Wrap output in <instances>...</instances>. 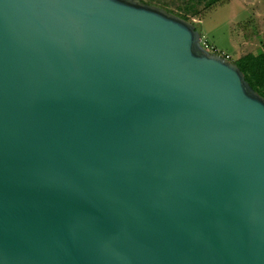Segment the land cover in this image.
<instances>
[{
    "label": "water",
    "instance_id": "water-1",
    "mask_svg": "<svg viewBox=\"0 0 264 264\" xmlns=\"http://www.w3.org/2000/svg\"><path fill=\"white\" fill-rule=\"evenodd\" d=\"M141 0H0V264H264V97Z\"/></svg>",
    "mask_w": 264,
    "mask_h": 264
},
{
    "label": "rangeland",
    "instance_id": "rangeland-1",
    "mask_svg": "<svg viewBox=\"0 0 264 264\" xmlns=\"http://www.w3.org/2000/svg\"><path fill=\"white\" fill-rule=\"evenodd\" d=\"M164 7L175 14H186L197 27L209 51L236 60L256 53L264 42V0H228L204 9L196 0H141ZM195 3L198 13L185 10Z\"/></svg>",
    "mask_w": 264,
    "mask_h": 264
},
{
    "label": "trees",
    "instance_id": "trees-1",
    "mask_svg": "<svg viewBox=\"0 0 264 264\" xmlns=\"http://www.w3.org/2000/svg\"><path fill=\"white\" fill-rule=\"evenodd\" d=\"M196 1L203 2L204 9L211 8L217 4L228 2V0H196ZM185 10L189 12H193V14L198 13L195 3L193 5L192 3L186 5ZM179 16L188 20L186 14H182ZM194 25L195 28L199 31L197 27L198 24H194ZM234 62L243 72L244 78L249 83V85L256 92H258L260 95L264 97V42H262L260 49L256 53H247L239 57L238 59L234 60Z\"/></svg>",
    "mask_w": 264,
    "mask_h": 264
},
{
    "label": "built area",
    "instance_id": "built-area-1",
    "mask_svg": "<svg viewBox=\"0 0 264 264\" xmlns=\"http://www.w3.org/2000/svg\"><path fill=\"white\" fill-rule=\"evenodd\" d=\"M202 44H203V46L206 48V49H208L207 47H206V45L207 44H205L204 42H202ZM209 50V49H208ZM213 51H215V50H213ZM227 57V56H226Z\"/></svg>",
    "mask_w": 264,
    "mask_h": 264
},
{
    "label": "clouds",
    "instance_id": "clouds-1",
    "mask_svg": "<svg viewBox=\"0 0 264 264\" xmlns=\"http://www.w3.org/2000/svg\"><path fill=\"white\" fill-rule=\"evenodd\" d=\"M224 56V55H223ZM226 57V56H225ZM227 58H229L228 56H227ZM230 59V58H229Z\"/></svg>",
    "mask_w": 264,
    "mask_h": 264
}]
</instances>
